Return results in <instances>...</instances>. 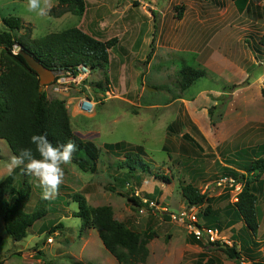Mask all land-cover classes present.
I'll return each instance as SVG.
<instances>
[{
    "label": "rangeland",
    "instance_id": "obj_1",
    "mask_svg": "<svg viewBox=\"0 0 264 264\" xmlns=\"http://www.w3.org/2000/svg\"><path fill=\"white\" fill-rule=\"evenodd\" d=\"M84 1L85 12L82 16L68 13L59 19L52 16L39 19L26 11L27 0H0L1 13L19 18L26 25L29 23L34 38L76 27L100 41L113 37L118 39L117 44L109 50V64L105 69H94L82 91L72 89L52 93L50 88L47 89L48 100L59 99L65 102L73 133L101 149L96 173H83L70 163L63 165L64 183L58 194L62 197L57 200L58 203L52 206L49 204L47 213L33 224L27 236L19 242L13 241L6 234L0 219V264H118L103 247L95 230H81L80 220L73 215L77 205L71 202V198L68 199L72 194L83 196L91 207L110 206L113 218L130 230L142 234L149 228L154 232L156 238L149 240L146 245V264L247 263V257L230 259L223 252L224 245L229 247L234 244L228 238L225 240L230 245L197 242L187 233L184 224L170 217L171 214L179 215L189 209L181 194V187L187 184H192L201 194L205 193L211 201L215 200L212 211L216 206L223 207L226 201L228 207L231 205L229 200L236 202L230 193L232 197L228 200L223 199L225 196H219L227 192L225 189H206L207 183L211 184L219 178L234 179L224 176V169L236 167L240 158L230 155L226 144L217 139L215 126L208 123L202 110L217 106L213 117L217 119L221 115V120L224 106L233 92H229L231 86L224 87L222 81H215L209 73V77H203L187 90L181 91L178 71L183 64L192 66L194 62L183 52L173 50L165 53L164 41L160 45L161 49L153 55L154 58L149 63L145 62L150 50L146 40L152 32L151 17L157 25L161 21L167 24L166 39L169 41L174 35L194 37L197 25L191 26L188 23L196 18L199 9L204 6L219 7L221 0ZM134 2L138 5L133 6ZM180 6L186 18L178 24L175 8ZM128 7L131 8L129 11ZM120 9L127 12L120 13ZM172 21L175 25H172ZM2 29L5 30L4 25L0 26V31ZM126 30L128 33L125 34ZM23 32L20 30L16 35ZM206 33H214L213 36L221 41L225 30L212 26ZM128 36L130 39L127 42ZM98 83L101 87H98ZM200 89L218 90L222 94L215 98L209 92L202 97L205 104L202 101L186 104L190 113L195 115L191 119L193 127L188 119L187 107L180 100L188 101L187 98L196 95ZM82 96L92 98L96 103L91 114L81 113L77 109L76 101ZM210 102H216V105L209 107ZM170 125L172 130L168 131ZM199 130L206 131L205 135H200ZM185 132L190 135L188 138L181 137ZM115 143L137 147L143 153L140 155L142 165L138 168L139 174L134 175L135 178H127L123 169L117 167L118 161L123 159L122 154H113L103 148L104 144ZM247 153L250 155L251 152ZM11 156L7 144L0 140V182L9 174L6 165ZM226 164L227 167H224ZM122 178L127 180V184L122 185ZM21 182V176L17 175L15 186L19 187ZM131 195L138 199L140 206L128 202ZM41 197L39 181L33 177L25 213H31L36 206H40L43 203L40 201L38 205ZM259 197L258 215L263 219L261 214L262 210L264 214V202L261 195ZM55 199L52 202H56ZM150 202L156 207L149 208ZM205 206L199 208V221L207 227L209 221L201 216ZM142 208L145 210L141 213ZM58 223L63 225V229L48 234L49 229ZM260 232L264 233V223L261 224ZM48 238H52V243H47ZM261 238L264 236L250 239L252 247H260V242L256 240ZM240 242L237 241L239 245ZM239 245L236 244V247ZM237 250L242 254L240 246Z\"/></svg>",
    "mask_w": 264,
    "mask_h": 264
},
{
    "label": "trees",
    "instance_id": "obj_2",
    "mask_svg": "<svg viewBox=\"0 0 264 264\" xmlns=\"http://www.w3.org/2000/svg\"><path fill=\"white\" fill-rule=\"evenodd\" d=\"M54 1L56 5L49 16L59 18L65 13L82 16L85 12L84 0ZM175 10L176 18L179 19L183 7H176ZM2 23L5 30L0 31V140L7 144L12 155L17 154L23 148H32L35 153V145L30 142L31 136L34 134L47 133L48 139L53 145L73 140L77 144V150L74 152L70 164L83 173H96L101 149L93 142L83 141L73 133L63 100H48L44 92L39 93V78L29 68L19 52L29 53L50 71L75 67L79 64L88 65L93 71L94 69H105L109 64V50L117 44L118 39L113 37L106 41H100L76 27L48 33L39 38H31V27L29 24L24 26L19 18L9 16L3 18ZM20 30H24V34L16 35ZM262 45H264V37ZM14 46H17L15 54L13 53ZM149 48L146 63L153 55L152 44L149 45ZM205 76L204 69L183 64L178 71L180 90H187L193 83ZM247 83L245 81L238 85H232L229 92ZM97 85L101 87L100 83ZM216 109H218L217 106H214L207 110L211 126H215L221 117L219 115L217 119H214L213 111ZM170 130H172L171 125L168 127V131ZM182 138H188V135L183 134ZM103 148L110 153L123 155V159L118 161L117 167L123 169L127 178H135L139 174L138 168L142 165L140 155L143 153H140L137 147L115 143L104 144ZM240 153L244 154L246 151ZM260 153L259 156L253 158H249L246 154V156H241L239 162L235 164L236 167L225 168L223 173L224 176H231L241 184L237 201L233 202L229 208L235 220L244 224L249 240L257 236L259 228L256 186L260 182L261 175H264V146L260 149ZM35 155L39 157V153H35ZM17 175L22 178L19 187L15 186ZM32 180L33 177L26 175L23 168L19 167L0 182V219L6 234L15 242L23 240L33 224L47 213L49 204L52 206L58 203L57 200L62 197L58 195L55 199L56 202L39 198L38 205H40V201L43 203L36 206L33 212L25 213ZM120 181L123 185L127 180L122 178ZM181 194L187 207L201 208L206 205L201 212L202 217H208L213 212L210 204L211 198H208L205 193L201 194L192 184L182 186ZM70 198L71 202L77 205V211L73 215L80 220L81 230H95L103 247L118 264H146L145 258L148 253L146 245L149 240L156 238L154 232L147 228L144 233L140 234L126 228L113 218L110 206L91 207L87 204L86 199L79 194H72L68 197V199ZM128 202L134 206L141 205L134 195L128 198ZM59 228L63 229L61 223L51 227L48 234ZM219 243L216 241L211 245ZM245 246L247 244L241 241L240 247ZM223 247V252L230 259H240L241 252L237 250L236 244L231 247L225 245ZM247 264H264V261L250 260Z\"/></svg>",
    "mask_w": 264,
    "mask_h": 264
},
{
    "label": "crops",
    "instance_id": "obj_3",
    "mask_svg": "<svg viewBox=\"0 0 264 264\" xmlns=\"http://www.w3.org/2000/svg\"><path fill=\"white\" fill-rule=\"evenodd\" d=\"M220 4L219 7L214 5L213 7L204 6L203 9H199L196 13V18L188 23V25L191 26L197 25V34L189 38L184 35H174L172 40L169 41L166 39L168 38L166 34L167 24L161 21L160 24L157 25L155 19L151 17L152 32L149 33L146 41L149 45L152 44L154 56L159 49H161L162 46L160 45L163 41L165 43L163 47L165 53L173 50L185 53L193 60L195 67H200L206 71L207 75L205 77H209V73H211L212 78H214L215 81H222L224 87L241 84L245 81L248 82L243 86L233 89L230 100L224 107L225 110L222 119L215 125L214 131L218 136L217 139H220L223 144H226L227 151L230 152V155L240 158L246 154L249 158H253L261 154L260 149L264 146V45H262V38L264 37V0H221ZM54 5H56V2ZM136 5L138 4L136 3ZM129 9L131 8L128 7L127 11H129ZM123 11L125 10L120 9L119 12L122 13ZM147 13L146 15L149 17ZM66 14L68 13L64 15ZM211 15H213V17H211ZM153 16L155 17V14H153ZM6 17L9 16L3 15L0 10V26H3L2 19ZM185 18L186 16L183 10L179 19L175 21L177 23L179 21L182 22L185 21ZM23 22L22 24L26 25ZM180 22L178 24H180ZM172 25H175L173 21ZM212 26H214V28H224L225 35H223V40L219 41L216 36H213L214 33H206ZM3 30L4 29H2V31ZM31 33L32 38L33 31ZM126 33H128L127 30L125 31V34ZM22 34H24V32ZM213 37L215 40H213ZM129 39L128 36L126 39L127 42ZM187 42L188 44H185ZM123 53L126 52L123 50ZM153 55L151 59L154 58ZM209 92H212V97L215 98L222 94V91L218 90L206 91L200 89L196 95L189 97V99L187 98L188 101L183 99L180 101L184 103L183 105L185 107H187L186 104L192 105L193 102L199 103V101L205 104L202 97L207 96ZM212 105H216V102H210V104H208L209 107ZM202 110L209 123L207 110H205V108ZM187 113L189 115V120L195 117L194 113H190L188 107ZM190 124L194 127L192 120ZM199 131L201 133L200 135H205L206 131ZM184 134L189 135L188 132ZM241 151H246V153L241 154ZM249 151L252 154L250 153L249 155L247 153ZM227 165L228 164H226V166L224 165V167H227ZM225 190H227L225 194L219 195L225 196L223 199L228 200L232 195L234 196V193L230 192L229 189ZM256 192L257 204L260 201V195L264 202V176L261 177V181L256 186ZM213 202H215L214 199L211 201V207ZM229 202L232 204L230 200ZM227 203L228 201H226L223 207L216 206L213 210L214 212L204 218V220L209 221L206 225L210 223L207 227L218 228L217 230L220 232V236L228 238V240L234 244L239 245L237 243L238 240L247 244V246L242 248L241 257H247L248 262L250 260L264 261V238L256 240L260 242V247H252V241L248 238L244 224L235 220ZM263 215L262 210L261 216L263 219L259 217L257 238L259 236H264V233L260 232L261 224L264 223ZM217 225H219V227H217ZM227 234H229V236H227ZM218 242L224 243L223 240H219ZM239 246H237V248H239Z\"/></svg>",
    "mask_w": 264,
    "mask_h": 264
},
{
    "label": "clouds",
    "instance_id": "obj_4",
    "mask_svg": "<svg viewBox=\"0 0 264 264\" xmlns=\"http://www.w3.org/2000/svg\"><path fill=\"white\" fill-rule=\"evenodd\" d=\"M53 0H27L26 11L36 18L49 17ZM30 142L35 145V155L32 148H23L10 157L6 167L11 174L16 168L22 167L26 175L39 181L42 189V199L53 200L59 194L60 186L64 183L65 172L63 165L69 164L77 150V144L68 140L64 144L53 145L47 133L34 134ZM2 179V178H0Z\"/></svg>",
    "mask_w": 264,
    "mask_h": 264
},
{
    "label": "built area",
    "instance_id": "obj_5",
    "mask_svg": "<svg viewBox=\"0 0 264 264\" xmlns=\"http://www.w3.org/2000/svg\"><path fill=\"white\" fill-rule=\"evenodd\" d=\"M17 52V46H14L13 53ZM91 68L88 65L79 64L75 67H70L66 69H57L52 71L53 79L50 84L42 87V92L47 96V89H51L52 93H63L71 91L72 89L82 91L84 88L85 82L91 75ZM77 109L84 114H91L95 107L96 103L92 98L87 96L79 97L76 101ZM210 187H215L219 189L228 188L230 192L234 193V201H237V195L241 191V184L235 181L232 178L223 177L219 178L212 184L206 185V189ZM149 208H155L156 205L153 202L148 204ZM188 210H184L179 213V215L171 214L170 217L172 220L178 221L181 224H184V227L187 233L197 242H216L223 240L226 245L229 244V240L226 241L225 238L220 236V232L216 228L205 227L199 221V208L196 206L188 207ZM145 208L141 209L144 211ZM47 243H52V238H48ZM231 247V246H230Z\"/></svg>",
    "mask_w": 264,
    "mask_h": 264
},
{
    "label": "water",
    "instance_id": "obj_6",
    "mask_svg": "<svg viewBox=\"0 0 264 264\" xmlns=\"http://www.w3.org/2000/svg\"><path fill=\"white\" fill-rule=\"evenodd\" d=\"M20 55L24 58L26 64L32 69L39 78V93L42 92V87L51 83L53 79L52 71L46 69L41 63H39L32 55L25 51H20ZM149 89V88H147ZM152 90V89H149Z\"/></svg>",
    "mask_w": 264,
    "mask_h": 264
}]
</instances>
